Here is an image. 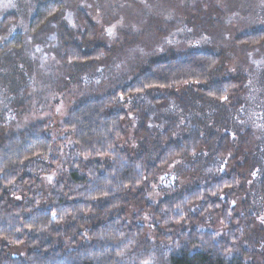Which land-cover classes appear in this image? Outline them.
<instances>
[{
  "label": "trees",
  "instance_id": "16d2710c",
  "mask_svg": "<svg viewBox=\"0 0 264 264\" xmlns=\"http://www.w3.org/2000/svg\"><path fill=\"white\" fill-rule=\"evenodd\" d=\"M228 1L236 10L239 0ZM244 1L248 26L256 0ZM27 4L30 36L40 34L63 6L62 0ZM82 22L92 38L91 25ZM11 23L7 16L0 26ZM259 24L239 36L217 31L220 45L236 47L243 57L237 65L248 72L264 62V22ZM69 36L61 27L50 37L62 43L64 66L99 62L108 54L98 46L87 53ZM22 41L14 34L1 56L19 53ZM220 63L206 50L154 62L112 92L76 104L56 124L10 131L3 114L0 264H264V225L257 224V216L264 222V137L247 128H235L233 140L228 133L218 137L214 118L209 122L215 127L201 119L180 127L171 114L182 106L161 107L164 93L180 90L196 94L201 106L228 110L247 83L245 75L214 80ZM134 99L140 100L131 111L138 119L140 110L156 105L152 116L140 117L150 121L147 130L140 119L133 124L140 138L135 153L124 145L131 119L117 107ZM243 108L234 105L232 111L242 115ZM152 189L157 197L147 195Z\"/></svg>",
  "mask_w": 264,
  "mask_h": 264
},
{
  "label": "rangeland",
  "instance_id": "374dc122",
  "mask_svg": "<svg viewBox=\"0 0 264 264\" xmlns=\"http://www.w3.org/2000/svg\"><path fill=\"white\" fill-rule=\"evenodd\" d=\"M62 2L58 16L46 24L40 34L30 36L27 34V25L25 26L30 9L28 0H0V23L7 16L14 18V23L5 30L0 26V48L5 47L16 33L23 38L19 53L10 51L4 56L0 54V117L4 114L6 124L12 126L10 131H21L37 122L48 120L56 124L62 121L76 104L112 92L154 62H163L192 51L206 50L221 57L219 67L213 72L214 80L245 75L246 88L243 94L232 102L235 106H244L242 115H236L237 113L232 111L233 104L227 105L228 110L226 106H201L202 102L196 94H187L180 90L176 91L177 93H164L161 107L169 110L182 106V111L171 114L173 124L180 127H183L185 121L187 123L193 122V119H201L207 121V124L214 118L218 121L215 130L217 136L220 133H228L233 140V136L238 138L235 128H247L251 131L257 130L264 137V62L260 68L253 66L258 68L256 70L245 71L237 65L243 58L237 48L229 42L226 43L229 46L220 45L223 39H220V32L217 33L218 30H223L229 36H239L246 30L258 29L259 23L264 22L260 0L253 1L251 5L254 14L251 18H246L248 26L242 21L247 16L243 11L249 6L244 0L238 1L236 10L230 7L231 1L228 0ZM83 20L91 25L92 38L87 36ZM61 27L69 33L70 43H77L85 52L92 53L93 48L98 46L104 48L108 54L99 62L64 66L61 59L64 53L61 41L50 39L54 32H60ZM172 94L178 98V102L170 96ZM151 97L154 99L156 95ZM139 101L134 99L117 105L119 110L126 112L131 119L128 142L124 145L133 153L137 152V139H140L138 135H134L133 124L143 113L152 116L149 113L156 109V105H153L155 103L150 107L146 106L144 110L139 111L138 119L131 111L138 107L135 104L140 103ZM19 105L23 108L20 114L17 113ZM200 113L204 117L200 116ZM139 122V126L144 123V127L148 129L150 121L140 119ZM210 122L207 126H214ZM214 127L209 129L213 130ZM224 128L228 131H223ZM3 130L5 129L2 124L0 134ZM163 172L167 174L168 170ZM155 193L157 192L152 189L147 195L157 197ZM261 220L262 218L257 216L258 226L264 225Z\"/></svg>",
  "mask_w": 264,
  "mask_h": 264
}]
</instances>
